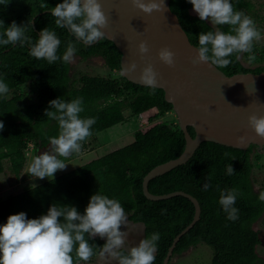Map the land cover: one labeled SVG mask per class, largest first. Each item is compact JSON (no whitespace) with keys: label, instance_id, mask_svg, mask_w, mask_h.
I'll return each mask as SVG.
<instances>
[{"label":"trees","instance_id":"obj_1","mask_svg":"<svg viewBox=\"0 0 264 264\" xmlns=\"http://www.w3.org/2000/svg\"><path fill=\"white\" fill-rule=\"evenodd\" d=\"M60 2L62 0H4L0 3V20L3 21L0 33H4L15 21L17 25L24 26L25 34L33 44L44 28L55 31L61 41L57 50L61 59L51 65L46 59L31 56L27 43L23 46L19 42L0 45V80L9 88L7 94L0 96V120L5 125L0 131V173L8 169L19 178L26 166L30 143H34L35 149L47 147L50 145L49 138L58 135V123L44 114L49 101L58 97L65 101L83 98L81 118L96 119L91 127V136L125 121V110L128 108L136 115L149 113V121L153 123L146 129L137 130L130 143L55 177L27 184L21 191L0 199V224L6 223L10 214L21 211L30 219L38 218L46 214L52 204L58 207L75 206L83 214L90 196L98 192L117 199L130 219L144 222L145 238L154 232L159 233L153 264H163L174 238L192 221L195 205L184 195L150 199L143 191V179L154 166L184 151V131L178 117L160 119L174 110L173 104L166 100L163 88L156 87L155 94H150V88L129 80L122 73L118 77L85 73L78 78L72 74L71 62L65 63L62 59L70 41L77 49L74 54L84 59L102 56L110 69L120 72L122 51L106 36L92 45H86L67 28H59L50 10H45ZM230 2L236 11L252 7L249 0ZM170 4L197 46L200 32L218 28L230 31L231 26L201 21L198 14L192 12L189 0H171ZM257 47L253 45L256 59L251 62L264 60V49ZM248 56L249 53H246V58ZM229 59L232 63L221 69L230 75L264 70V63L249 66L243 63L241 57L236 59V55ZM189 130L195 135L193 126H189ZM89 137L82 141L83 145ZM253 151L260 152L256 144L242 149L205 140L187 162L149 181V189L154 193L182 189L195 195L201 204L200 219L181 236L173 256L205 242L213 247V264H264V257L258 251L262 238L260 230L255 227V222L264 214V201L259 199L264 183L256 186ZM229 165L234 169L231 175L226 174ZM208 177L211 178V186L204 190L203 184ZM231 188L238 189L240 193L234 205L239 210V218L235 221L227 218L219 204L221 191ZM60 219L63 222V218ZM85 238L93 246V256L106 243V238L98 235L89 237L85 234ZM122 251L127 252L124 248ZM72 256L74 264L82 261L75 249Z\"/></svg>","mask_w":264,"mask_h":264},{"label":"clouds","instance_id":"obj_2","mask_svg":"<svg viewBox=\"0 0 264 264\" xmlns=\"http://www.w3.org/2000/svg\"><path fill=\"white\" fill-rule=\"evenodd\" d=\"M193 10L201 21H211L213 25H228L230 31L225 32L219 28L215 31L200 32L198 34L199 47L196 48L194 62H207L218 69L226 68L232 61L229 57L240 53H249V62L256 56L253 52L254 41L261 39L255 21L242 11H236L230 0H189ZM4 3V0H0ZM132 3L144 13L164 8V0H132ZM42 7H45L42 5ZM56 18L55 24L59 28H67L79 41L86 45L103 40L106 36L102 31L107 25V17L98 0H62L50 9ZM0 25L3 21L0 20ZM6 38H3L5 37ZM38 40L33 44L25 34L23 25L13 21L0 33V45H15L17 42L23 46L30 45V55L37 59H46L51 65L58 59L57 50L60 39L55 31L44 28L40 31ZM77 51L74 44L68 42L63 54V61L70 63ZM140 53H146L148 47L144 42L139 44ZM173 52L167 47L158 52V56L165 64L172 66ZM133 62L123 73L134 70ZM142 84L155 94L157 87L156 73L151 65L142 69L139 77ZM8 85L0 80V96L7 94ZM83 98L77 97L71 101L56 98L49 101L45 109V116L58 123L59 133L50 137V151L35 156L28 166V174L44 179L53 177L57 170H64L67 166L59 157L68 158L74 152H79L81 142L91 136V127L96 123L94 117L81 118L83 112ZM249 125L255 133L264 137V115L255 113L248 117ZM5 125L0 120V131ZM239 143L245 137L237 138ZM234 173L231 165L227 167L228 175ZM211 186V178H206L203 189ZM239 190L236 188L221 191L219 204L227 214L229 220L239 218L238 209L234 206ZM264 201V191L259 195ZM126 214L121 203L114 198L95 193L90 196L83 214L75 206L58 207L52 204L46 214L38 218H28L21 211L10 214L4 224H0V264H74L72 253L75 249L78 259L88 261L94 254L93 246L85 238L99 236L106 238L100 256L105 260H116L117 264H153L157 252L159 233H152L150 237L143 238L135 246L130 247L126 254L122 251L127 231L121 226L128 225ZM63 218V222L60 218Z\"/></svg>","mask_w":264,"mask_h":264},{"label":"water","instance_id":"obj_3","mask_svg":"<svg viewBox=\"0 0 264 264\" xmlns=\"http://www.w3.org/2000/svg\"><path fill=\"white\" fill-rule=\"evenodd\" d=\"M170 1L164 0V8L160 11L144 13L132 0H98L107 17V25L102 31L122 51L121 73L142 84L139 79L142 69L151 65L156 73L157 87L164 89L166 100L173 104L186 138L185 149L179 156L154 166L143 179V191L148 198L157 200L184 195L195 205L192 221L174 238L163 264H171L174 248L181 236L200 219L202 208L192 193L182 189L154 193L149 189V181L187 162L205 140L242 149L256 144L259 151L264 152V137L257 135L248 121L253 113L264 115V70L230 75L207 62L195 63L199 46L190 39ZM141 42L148 47L146 53L139 51ZM165 47L174 54L172 66L158 56L159 50ZM133 62L136 68L124 74L123 68L128 69ZM189 126L194 127L195 135ZM241 136L245 137L243 143L237 140ZM127 217L128 222L138 223L146 229L144 222Z\"/></svg>","mask_w":264,"mask_h":264},{"label":"rangeland","instance_id":"obj_4","mask_svg":"<svg viewBox=\"0 0 264 264\" xmlns=\"http://www.w3.org/2000/svg\"><path fill=\"white\" fill-rule=\"evenodd\" d=\"M246 1V0H245ZM252 3V7L239 8V11L244 12L251 17L261 32V39L254 41V44L258 45V49H264V0H249ZM192 12L195 11L192 8ZM197 14V13H196ZM211 22V21H210ZM257 53L259 51H256ZM244 64L249 66H255L264 63V60H257L255 62H249L246 58V53L240 55ZM72 64V74L77 78L85 73L96 75H113L118 77L120 71L110 69L102 56H92L84 59L81 56L74 54ZM25 87V86H24ZM125 114L127 119L123 122H119L111 127L103 129L97 132L95 135L90 136L86 144L81 142V149L79 152L72 153L64 163L67 164L64 170H57L53 177L60 175L64 172L70 171L91 159L100 156L115 148L121 147L127 143H130L135 138V132L139 129H146L152 125L153 122L149 121V113L134 114L131 109H126ZM177 114L175 110L168 112L161 116L160 119L171 120L176 118ZM86 145V146H85ZM51 145L47 147H39L35 149L34 143H30V147L27 150V162L24 170L19 178H16L12 172L6 169L5 172L0 173V199H4L11 194L21 191L27 184H37L44 179L36 178L29 175L28 166L33 158L44 151H50ZM252 158L255 163L254 175L256 177V186L264 183V152L253 151ZM8 167V164H6ZM51 178V177H49ZM127 214V213H126ZM255 227L260 230L262 242L258 245L259 254L264 257V214L255 222ZM122 231H127L128 235L125 237V244L123 247L130 248L139 243V241L145 238V230L141 225L128 222L127 226H121ZM102 248L99 249L96 254L88 261H79L77 264H117L116 260H103L100 256ZM214 250L213 247L205 242H200L195 246H191L182 254L174 255L171 264H213ZM104 261V262H102Z\"/></svg>","mask_w":264,"mask_h":264},{"label":"crops","instance_id":"obj_5","mask_svg":"<svg viewBox=\"0 0 264 264\" xmlns=\"http://www.w3.org/2000/svg\"><path fill=\"white\" fill-rule=\"evenodd\" d=\"M105 260V259H104ZM105 262H106V260H105Z\"/></svg>","mask_w":264,"mask_h":264}]
</instances>
